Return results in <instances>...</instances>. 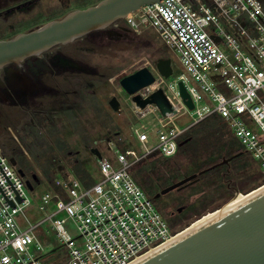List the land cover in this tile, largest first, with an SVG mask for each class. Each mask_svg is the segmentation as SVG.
I'll return each instance as SVG.
<instances>
[{
    "label": "built area",
    "instance_id": "built-area-1",
    "mask_svg": "<svg viewBox=\"0 0 264 264\" xmlns=\"http://www.w3.org/2000/svg\"><path fill=\"white\" fill-rule=\"evenodd\" d=\"M172 1L211 54L169 0L160 1L165 10L159 2L144 5L110 27L114 31L124 28L135 35L153 30L178 54L180 64L195 85L184 76L166 84L173 73L164 78L155 64L141 60L135 71L146 68L156 77L130 97L137 95L146 99L154 90H162L174 115L162 116L153 104L143 109L133 104L141 117L151 113L156 119L155 128L146 124L135 130L136 140L144 149L142 155L122 151L124 143L121 142L114 161L97 159L99 179L91 177L89 185L71 171L57 173L53 186L42 195L41 201L44 204L55 201V211L49 220L65 216L55 219L53 227L68 250L66 264H131L178 234L166 224L151 198L134 181L133 173L147 158L174 157L178 141L208 118H220L264 174V4L261 0ZM204 56L207 57L202 59ZM180 83L192 102V109L181 98ZM162 86L170 90L171 96ZM183 114H189L192 123L180 128L175 120ZM153 140L151 148L145 147ZM0 168L21 198L18 204L0 172V187L15 205L10 207L0 192V264H43L30 249L35 226L22 229L16 221V216L30 203L25 179L1 148ZM67 220L76 226V239L64 230Z\"/></svg>",
    "mask_w": 264,
    "mask_h": 264
},
{
    "label": "rangeland",
    "instance_id": "rangeland-1",
    "mask_svg": "<svg viewBox=\"0 0 264 264\" xmlns=\"http://www.w3.org/2000/svg\"><path fill=\"white\" fill-rule=\"evenodd\" d=\"M99 1L101 0H50L48 1V6L51 12L49 11L47 14L52 15V18H49V20H59L70 11L93 6ZM61 8L63 10H60ZM38 17L37 14L34 18L32 16L28 19L20 17L18 19L19 25L12 28L9 27L8 30L1 32V35L3 34L2 37H7L17 32L27 33L29 31H27L28 26L32 25ZM74 45L88 50L83 55L90 58V60L83 61L96 70L97 75L82 76L72 74L70 80H64L61 84H67L64 89L69 92V99L71 101H76L78 97L81 98L80 105H82V95L88 91L89 93L94 91V98L99 103L95 108L97 111H99V108H102L106 114L111 116V126L113 129L109 132L99 122H95L93 116H95L94 113L96 111L94 108L92 109L94 112L90 108H87L89 112L82 119L81 125L75 129L66 125L61 119L56 120L57 132L61 139L67 142L72 151L78 152L76 157L67 158L57 155L58 150L50 140H47L45 148L47 146L52 148L49 156L50 160L54 163L55 175L62 171H70V166L78 160L82 161L83 167L89 170L91 177L97 181L99 179L97 159L89 152L90 149L96 148L100 152L101 157L114 161L117 150H120L118 146L123 142L124 147L122 151L130 150L136 152L138 155H142L144 149L136 140L135 130L139 131L140 126L146 124H149L152 128L156 126V119L153 114L149 113L145 117H141L135 112L132 98L119 85L118 81L120 78L133 73L138 68L141 60H147L153 65L159 59L168 58L171 61L173 74L166 81V84L179 76L186 77L191 85L195 84L186 72V69L180 64L178 54L172 48L167 47L153 30H146L141 35L129 34L124 40L116 41H101L97 38L85 37L82 40L76 41ZM152 77H156L154 73H152ZM111 80L112 83H110ZM162 87L166 94L171 96L170 90L166 86ZM74 91L75 93H73ZM78 94L81 96H77ZM112 97L117 98L121 106L120 112L113 111L108 106V102ZM85 101L88 100L85 99ZM174 101L177 102V100ZM204 103L206 104L207 102ZM84 105L87 106L89 103L85 102ZM156 114L158 113L156 112ZM5 116V124L0 126V144L2 147L4 145L7 148L19 146L20 153L32 164L29 155L19 145L18 135L16 134V130H23L25 123L28 124V120L15 112H8ZM191 123L192 117L189 114H183L175 120V124L180 128L186 127ZM192 129L198 130V127L194 126ZM42 131L44 132V130ZM114 133L119 134L115 136ZM46 135L45 132L44 136ZM151 136L153 137V134ZM154 143L155 140L149 142L145 147L149 149ZM232 145L234 146L233 148ZM225 149V154L228 157L241 153L238 159L235 158L230 162L229 175L222 177L223 168H214L202 174L198 177L197 181L179 192L173 190L160 196V199H169L178 193L183 198V201L189 202L188 210L182 218L176 221L165 219L162 211L157 206V200L152 199L154 189L151 188V184L155 185L159 183L162 187L168 186L172 182L190 175L193 167H186L181 173H174V168L167 165L160 166V161L155 157L147 158L136 166L135 172L144 167V172L149 176L150 186L146 192L142 190L151 198L155 209L161 214L166 224L170 228L173 227L174 232H180L204 214L224 207L228 202L225 203V199H220L219 193H225L223 197L227 198L233 194V191L238 190V193L245 194L264 184V174H261L259 169H257L256 161L249 153L245 152V149L239 145L233 136L226 143ZM175 158L181 164L184 154H178ZM33 174L38 177L40 176L36 168H34ZM134 181L140 186L138 180L134 179ZM227 184L231 190L227 189ZM48 189V184L43 181L36 185L33 191H28L27 197L30 203L16 216V221L22 229L35 226V229L32 231L35 239L30 249L31 253L40 257L43 264H66L68 261V250L56 236L57 232L53 227L55 219L64 218L65 216L59 215L51 218V220L48 219L55 211L54 200L49 201L47 204L41 201L42 195ZM232 189L234 190L232 191ZM203 208L205 210L200 215H197ZM195 214L196 216H193ZM63 227L72 239L78 237L73 221L67 220ZM37 247L38 249H36Z\"/></svg>",
    "mask_w": 264,
    "mask_h": 264
},
{
    "label": "water",
    "instance_id": "water-1",
    "mask_svg": "<svg viewBox=\"0 0 264 264\" xmlns=\"http://www.w3.org/2000/svg\"><path fill=\"white\" fill-rule=\"evenodd\" d=\"M160 1L101 0L93 6L70 11L59 20L47 22L37 29L27 33L17 34L9 40L0 41V68L8 64L19 63L27 57L37 55L54 46L69 44L92 32L109 29L113 24L122 20L128 13L136 11L144 5L160 3ZM169 1L201 40L173 1ZM160 5L162 6L161 3ZM162 8L164 9L163 6ZM108 35L120 37V33L114 30H109ZM186 40L189 41L187 38ZM206 48L209 51L208 54H211L209 48L207 46ZM205 57L207 56L201 58L203 59ZM73 65L75 67L74 69L78 72L90 75L96 74V70L93 68H83L80 65ZM155 67L164 78L172 74L171 61L168 58L157 60ZM152 82L153 77L150 72L146 68H141L122 77L119 80V85L127 95L131 96ZM179 89L184 103L189 109H192V102L181 83L179 84ZM132 104L139 109L153 104L162 116L174 115V111L162 90H154L153 94L146 99H141L137 95L133 96ZM108 105L113 111H121V106L116 97H112ZM184 143H186V140L179 145L181 146ZM90 153L96 159H101V154L98 149L92 148L90 149ZM240 155L241 153H237L230 158H223L220 162L207 169L174 182L162 188L152 199H158L160 196L173 190L183 189L195 182L197 176L216 167L228 165L231 160ZM9 162L17 169V162L14 158H10ZM0 172L16 195L14 198L19 204L21 198L1 168ZM17 172L20 177L25 179V185L28 191H33V182L25 178V174L21 169H17ZM31 179L36 185L39 184L35 174L32 175ZM0 192L8 205L14 207V203L11 199H7L1 187ZM131 264H264V189L244 199L241 204L218 212L215 216Z\"/></svg>",
    "mask_w": 264,
    "mask_h": 264
},
{
    "label": "flooded vegetation",
    "instance_id": "flooded-vegetation-1",
    "mask_svg": "<svg viewBox=\"0 0 264 264\" xmlns=\"http://www.w3.org/2000/svg\"><path fill=\"white\" fill-rule=\"evenodd\" d=\"M48 1L50 0H0V41L9 40L17 34H20L17 32L7 37H2L3 34L1 35V32L8 30L9 27L18 26V19H20V17L28 19L31 16L34 18L36 14L39 16L32 25L28 26L27 31H32L47 22L53 21L49 20V18H52V15L47 14V12L50 11ZM261 1L264 4V0ZM60 10L63 9L61 8ZM109 30L112 29L109 28L92 32L69 44L54 46L37 55L27 57L19 63L8 64L0 68V126L5 124L6 113L15 112L28 120V124L25 123L23 128H27L30 124L32 127L38 128L42 134L45 132L47 134L49 128H56L57 119H61L66 125L74 129L79 127L82 119L89 112L87 108H90L91 111H93L92 109L94 108V110L97 111L95 107H97L99 103L98 100L94 98L95 92L91 91V93H89L88 91L86 94H83L81 101L82 105H80L81 98L78 97L76 101H71L69 99V92L64 89L67 84H61V82L70 80L72 74L82 76L97 75V72L95 75H90L78 72L74 69L75 67L73 64L80 65L83 68L90 67L87 62L83 61L90 60V58L83 55L88 50H84L83 47L75 46L74 44L76 41L82 40L85 37L97 38L101 41H116L124 40L128 36V31L124 28L121 31H117L120 33V37L109 36ZM73 93H75V91ZM77 96L81 95L78 94ZM85 99L88 101H85ZM85 102L89 103V105L85 106ZM94 115L93 118L95 121L96 114L94 113ZM42 130H44V132ZM77 154L78 152L72 151L71 148L70 150H66L64 154L59 150L57 151V155L67 158L76 157ZM188 156L189 158L193 157L192 154ZM230 157L231 156H224L223 158L226 159ZM156 158L160 161V166L167 165L174 168V173H181L184 168L189 167L187 159L185 158H183L181 164H179V160L175 157L168 159L163 157ZM230 162L228 165L220 166L223 168L222 177L229 175ZM200 176H197L196 181ZM185 177L186 176H184V178ZM181 179L174 182L180 181ZM164 187L160 186L159 183L155 185L151 184V188L154 189L155 194ZM227 189L231 190L228 184ZM180 190L176 191L179 192ZM233 190L234 189H232V191ZM238 192V190L233 191V194L227 198H224L223 195H225V193L223 194L221 192L219 193V198L225 199L226 203ZM182 199L183 198L178 193L174 194L169 199H160V197L156 199L157 206L162 211L166 220L176 221L182 218L190 205L189 202H185Z\"/></svg>",
    "mask_w": 264,
    "mask_h": 264
},
{
    "label": "trees",
    "instance_id": "trees-1",
    "mask_svg": "<svg viewBox=\"0 0 264 264\" xmlns=\"http://www.w3.org/2000/svg\"><path fill=\"white\" fill-rule=\"evenodd\" d=\"M127 34L129 35L132 33L128 32ZM95 114V122H99V124H101L106 130L111 132L113 129L111 126V116L106 114L102 108H99V111H96ZM196 126L198 127V130H189V132L178 141L177 152L174 156L176 157L178 154L183 153L184 158L187 159L188 166L193 167L191 169L192 173L207 169L220 162L221 159L226 156V143L231 137L225 124L218 117L208 118ZM55 129L56 128H49L47 133L48 136H44L38 128L32 127L30 124L27 128H23L22 131L16 130L18 143L29 155L32 160V164L28 162L20 153V148H18L19 146L7 148L4 145L2 147L0 144L3 154L9 159L14 158L16 160L17 169H21L24 172L25 178L30 179L33 182L34 187L36 186V183H34L31 179L34 168L37 169L40 175L39 177L37 176L39 184L44 181L48 184L49 188L53 186V181L57 175L54 173V163L50 160L49 156L52 148H50V146L45 148L47 140L52 141L55 148L60 152H63V154L66 150H70L67 142L61 139L57 129ZM118 134L119 133H114L115 136ZM185 140L186 143L180 146L179 144ZM233 147L234 146L232 145V148ZM190 154L193 155L192 158H189L188 155ZM236 159H238V157ZM70 171L85 185H89L91 183V173L83 167L82 161L77 160L76 163H73L70 166ZM133 177L135 180H138L141 188L146 192L150 183L149 176L146 172H144V167L140 168L136 172L134 171ZM203 210H205V208H203L197 215H200ZM193 216H196V214Z\"/></svg>",
    "mask_w": 264,
    "mask_h": 264
},
{
    "label": "bare ground",
    "instance_id": "bare-ground-1",
    "mask_svg": "<svg viewBox=\"0 0 264 264\" xmlns=\"http://www.w3.org/2000/svg\"><path fill=\"white\" fill-rule=\"evenodd\" d=\"M262 189H264V184L261 185L260 187L256 188V189H254V190L248 192V193H245V194L237 193L234 197H232V198L228 201V203H227L224 207L219 208L220 210L217 209V210H215V211L208 212V213L204 214L203 216H201L200 218H198V219H196L194 222H192L187 228H185V229L182 230L181 232H178V234H177L173 239L177 238L178 236L182 235L183 233L187 232L188 230L192 229L193 227H195V226L201 224L202 222L208 220L209 218L215 216L216 214H218V212L223 211V210H225V209H227V208H229V207H232V206H235V205L241 204L242 201H243L244 199L248 198L249 196H251V195L257 193L258 191H260V190H262ZM173 239H172V240H173ZM172 240H171V241H172ZM151 252H152V251H151ZM151 252H149V253H151ZM149 253H148V254H149ZM146 255H147V254H146Z\"/></svg>",
    "mask_w": 264,
    "mask_h": 264
}]
</instances>
